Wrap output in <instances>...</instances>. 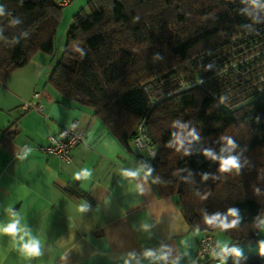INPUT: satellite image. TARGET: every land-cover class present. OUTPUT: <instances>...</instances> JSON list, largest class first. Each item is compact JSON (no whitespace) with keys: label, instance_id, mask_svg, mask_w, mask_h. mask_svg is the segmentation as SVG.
I'll use <instances>...</instances> for the list:
<instances>
[{"label":"trees","instance_id":"1","mask_svg":"<svg viewBox=\"0 0 264 264\" xmlns=\"http://www.w3.org/2000/svg\"><path fill=\"white\" fill-rule=\"evenodd\" d=\"M63 9L57 0H0V80L37 53L53 54ZM67 39L48 85L92 110L148 166L157 195L176 200L191 230L223 232L233 245L257 240L264 0H88ZM194 78L198 84L184 88ZM141 125L157 151L153 160L135 152ZM230 157L239 167L221 171ZM213 217L237 223L224 229ZM233 245L227 264H261L254 254L234 260Z\"/></svg>","mask_w":264,"mask_h":264},{"label":"crops","instance_id":"2","mask_svg":"<svg viewBox=\"0 0 264 264\" xmlns=\"http://www.w3.org/2000/svg\"><path fill=\"white\" fill-rule=\"evenodd\" d=\"M74 3L63 6L64 12L85 5L73 8ZM61 54L37 53L0 80V228L17 221L23 230L15 237L0 233V264H192L202 233L190 229L176 200L157 195L148 166L92 110L48 85ZM29 103L34 108L25 109ZM74 120L83 142L71 162L39 151ZM29 236L40 241L38 257L21 254ZM213 236L222 256L217 260L227 264L221 249L233 244L223 232ZM262 242L264 220L257 240L232 246L240 251L234 260L254 254L264 264Z\"/></svg>","mask_w":264,"mask_h":264},{"label":"built area","instance_id":"3","mask_svg":"<svg viewBox=\"0 0 264 264\" xmlns=\"http://www.w3.org/2000/svg\"><path fill=\"white\" fill-rule=\"evenodd\" d=\"M59 6H67L72 0H57ZM198 78L189 80L188 85H184V88H190L197 85ZM170 94H168L169 96ZM39 94L34 95V99H38ZM34 105L29 103L25 106V109L34 108ZM39 108V107H37ZM83 142V134L79 129L78 120H74L71 125L64 128L57 136L49 137V144L45 147H40L39 151L48 155L57 157L64 163H69L72 160L73 152L78 145ZM133 146L135 152H146L150 160H153L156 155V150L152 149L149 144V139L146 136L143 125L139 127V136L134 139ZM216 241L212 235L203 234L197 243V247L194 252L192 264H222L220 260H217Z\"/></svg>","mask_w":264,"mask_h":264},{"label":"clouds","instance_id":"4","mask_svg":"<svg viewBox=\"0 0 264 264\" xmlns=\"http://www.w3.org/2000/svg\"><path fill=\"white\" fill-rule=\"evenodd\" d=\"M191 135V134H190ZM193 139H195L196 137L193 136ZM229 145L232 144L231 140H228ZM179 146H183V142H179ZM206 155L212 157L213 159H215L214 156H212V154L206 153ZM222 167H221V171H228L231 168H238L239 164L237 162V159L234 157H230L226 160H222L221 162ZM126 175L130 176V177H134L137 175V173L134 172H128L126 173ZM85 208L82 207L81 211H84ZM232 215H235V213L233 212ZM217 221H219V225L224 228V229H228V228H232L236 225V221L233 220L231 223H227L224 219H221L220 217H213L210 221V223H216ZM23 231L22 229L19 228L18 226V222L17 221H13L12 223H9L6 227L0 228V233L9 235L11 237H15L19 232ZM26 235H28L26 233ZM23 237H21V240L23 241ZM261 250L264 251V242L261 243ZM21 254L23 256H25L26 258H34V257H38L39 255H41V244L40 241L37 239H33L29 236V239L27 240V242H24L21 244ZM222 252L227 251L226 248L221 249ZM231 254L239 257L240 255V251L238 249H232L231 250Z\"/></svg>","mask_w":264,"mask_h":264},{"label":"rangeland","instance_id":"5","mask_svg":"<svg viewBox=\"0 0 264 264\" xmlns=\"http://www.w3.org/2000/svg\"><path fill=\"white\" fill-rule=\"evenodd\" d=\"M87 2H88V0H75V3L73 4V8H77V6H80L81 5V3H85V5L87 4ZM85 5L83 6V7H81V8H84L85 7ZM79 11H80V8L78 9ZM76 11V12H79V11ZM65 11V8L63 9V18H62V22L60 23V26H59V32H58V38L56 39V41H55V46H56V48H55V53H58V55L61 53V52H63L64 51V48H65V46H66V37H67V35H66V32H67V30H68V28H69V26L71 25V21H72V18H71V16H73L75 13H71V11H68V12H64ZM71 18V19H70ZM62 23H63V26L67 29V30H62ZM61 31H62V38H64V41H61ZM60 35V36H59ZM141 154H143V155H147V153L146 152H141Z\"/></svg>","mask_w":264,"mask_h":264}]
</instances>
